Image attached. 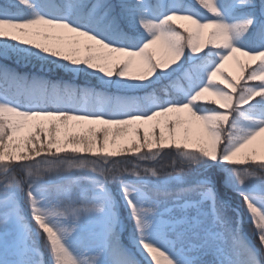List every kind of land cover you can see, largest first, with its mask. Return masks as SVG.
Masks as SVG:
<instances>
[{
	"label": "snow or ice",
	"instance_id": "obj_1",
	"mask_svg": "<svg viewBox=\"0 0 264 264\" xmlns=\"http://www.w3.org/2000/svg\"><path fill=\"white\" fill-rule=\"evenodd\" d=\"M0 264H264V0H0Z\"/></svg>",
	"mask_w": 264,
	"mask_h": 264
},
{
	"label": "trees",
	"instance_id": "obj_2",
	"mask_svg": "<svg viewBox=\"0 0 264 264\" xmlns=\"http://www.w3.org/2000/svg\"><path fill=\"white\" fill-rule=\"evenodd\" d=\"M13 67L15 65H12ZM61 77H63V79L65 80H75L76 78L75 77H69L68 75L64 74V73H61L60 74ZM51 77L52 78H56V74L53 73L51 74ZM171 157H165V163H170L171 162ZM172 169L171 168H168L167 171H171ZM237 203L239 202V198L238 197H235L233 196L232 197ZM244 230L245 232L252 238L253 242H255V229L253 228L252 224L251 223H245L244 224ZM41 247L44 249V252L47 253V248L44 246V242H43V238L41 239Z\"/></svg>",
	"mask_w": 264,
	"mask_h": 264
},
{
	"label": "rangeland",
	"instance_id": "obj_3",
	"mask_svg": "<svg viewBox=\"0 0 264 264\" xmlns=\"http://www.w3.org/2000/svg\"><path fill=\"white\" fill-rule=\"evenodd\" d=\"M226 68H227L228 71L233 72V74H237L238 73V68L236 67V65L232 61H230L228 63V65H226ZM117 147H119V145H117ZM45 256L47 257V253L46 252H45Z\"/></svg>",
	"mask_w": 264,
	"mask_h": 264
}]
</instances>
